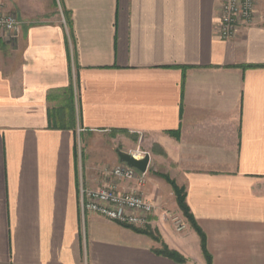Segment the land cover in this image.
<instances>
[{"label":"crops","instance_id":"crops-1","mask_svg":"<svg viewBox=\"0 0 264 264\" xmlns=\"http://www.w3.org/2000/svg\"><path fill=\"white\" fill-rule=\"evenodd\" d=\"M2 2L21 33L0 34V264H208L164 220L182 213L160 171L211 264H264V0L230 41L222 0ZM119 132L150 156L142 188L117 186L153 202L159 240L82 210L133 149Z\"/></svg>","mask_w":264,"mask_h":264},{"label":"built area","instance_id":"built-area-1","mask_svg":"<svg viewBox=\"0 0 264 264\" xmlns=\"http://www.w3.org/2000/svg\"><path fill=\"white\" fill-rule=\"evenodd\" d=\"M221 17L217 25V35L221 40L230 41L237 37L242 28L253 24L255 18V0H222ZM21 33V23L14 13L5 10L0 0V34L5 38H16ZM138 160L145 153H130ZM108 175L115 182L98 189L82 191V210L101 215L115 221L122 226L147 230L152 226V217L156 213V206L144 194L136 190L123 192L117 182H136L142 188L145 175L124 163L116 165ZM164 220L170 221L176 232L182 233L187 227V221L180 215L165 213Z\"/></svg>","mask_w":264,"mask_h":264},{"label":"trees","instance_id":"trees-1","mask_svg":"<svg viewBox=\"0 0 264 264\" xmlns=\"http://www.w3.org/2000/svg\"><path fill=\"white\" fill-rule=\"evenodd\" d=\"M177 135V134H174ZM164 180L169 183L174 191V194L176 196L177 204L179 209L181 210L183 216L187 219L189 225L198 233V235L201 238V246L203 253L205 254V257L207 259L208 264H211V257L208 254L207 247H206V237L203 234L202 230L198 226L196 220L194 219V216L191 213V210L189 206L187 205L186 202V188L185 187H180L176 184L174 180H171L170 178L164 176L162 177ZM137 232L139 233H144L147 234L156 240H159V237H157L154 232H152L150 229L147 230H138L136 229ZM157 254L165 256L177 263H185L186 259L177 251L175 250H170L168 246L163 244V247L161 250L156 251Z\"/></svg>","mask_w":264,"mask_h":264},{"label":"water","instance_id":"water-1","mask_svg":"<svg viewBox=\"0 0 264 264\" xmlns=\"http://www.w3.org/2000/svg\"><path fill=\"white\" fill-rule=\"evenodd\" d=\"M117 154L121 163L136 169L141 174H146L148 172V167L151 160L149 155H145L142 159L138 160L130 153L123 152L121 150H117Z\"/></svg>","mask_w":264,"mask_h":264},{"label":"rangeland","instance_id":"rangeland-1","mask_svg":"<svg viewBox=\"0 0 264 264\" xmlns=\"http://www.w3.org/2000/svg\"><path fill=\"white\" fill-rule=\"evenodd\" d=\"M118 135L131 138V146L133 147V149H131L129 151V153L142 152V153H147L148 154L147 148L142 145V138L141 137H139L137 135L136 136H131V135L127 134V133H121V132H119ZM119 146H120L119 148L121 149L122 148L121 143H119ZM108 172H110V170ZM154 174L159 176L160 178L166 176V177L170 178L171 180H173L170 175L164 174L162 171L154 173ZM107 176H108V179L110 180L111 183L115 182V180L112 177H110L108 175V173H107ZM162 179H164V178H162ZM180 216H182L187 221V219L183 216V214L180 215ZM187 223H188V221H187ZM134 229H136V228H134ZM138 230H141V229H138Z\"/></svg>","mask_w":264,"mask_h":264}]
</instances>
